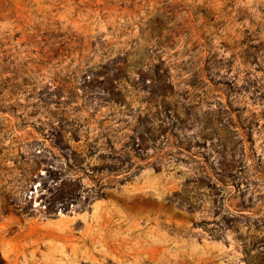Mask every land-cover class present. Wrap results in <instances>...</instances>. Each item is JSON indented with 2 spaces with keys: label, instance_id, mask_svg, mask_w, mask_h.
Instances as JSON below:
<instances>
[{
  "label": "rangeland",
  "instance_id": "374dc122",
  "mask_svg": "<svg viewBox=\"0 0 264 264\" xmlns=\"http://www.w3.org/2000/svg\"><path fill=\"white\" fill-rule=\"evenodd\" d=\"M0 88V264H264V0H0Z\"/></svg>",
  "mask_w": 264,
  "mask_h": 264
},
{
  "label": "trees",
  "instance_id": "16d2710c",
  "mask_svg": "<svg viewBox=\"0 0 264 264\" xmlns=\"http://www.w3.org/2000/svg\"><path fill=\"white\" fill-rule=\"evenodd\" d=\"M2 93V88H0V94ZM52 179V182H51V187H50V189H52L54 186H56V188L58 189V193H59V197L60 198H64L65 196L63 195L64 194V191H63V189H62V187L61 186H58V184H56V182H57V179H58V177H56V176H52V175H50V178H49V180H51ZM65 209H67V208H65ZM50 211H57V209H55V208H52V210H50Z\"/></svg>",
  "mask_w": 264,
  "mask_h": 264
}]
</instances>
